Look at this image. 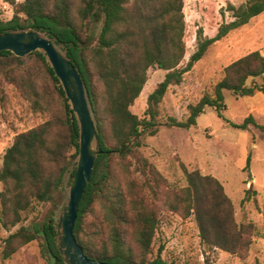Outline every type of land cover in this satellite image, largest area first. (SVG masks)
<instances>
[{"label":"trees","instance_id":"obj_1","mask_svg":"<svg viewBox=\"0 0 264 264\" xmlns=\"http://www.w3.org/2000/svg\"><path fill=\"white\" fill-rule=\"evenodd\" d=\"M5 1L14 6V13L7 20L0 17V34L35 30L51 38L75 65L85 85L100 150L74 227L85 254L112 264H177L163 257V245L155 252L153 244L161 224L179 216L194 218L207 246L247 258L254 240L264 238V220L261 227L253 220L238 222L222 183L198 169L189 171L184 164L187 185L170 187L141 151V138L158 131V107L168 87L180 84L211 45L263 13L264 0L229 5L231 19L220 23L212 37L198 27L196 49L185 66H180L186 54L184 0ZM28 56L25 62L10 50L0 51V63L16 62L5 68L4 77L34 111L49 117L18 133L4 154L0 225L7 230L15 227L36 202H51L54 210L41 223L21 225L4 238L2 255L7 259L20 246L40 240L49 264H66L57 246L56 227L69 193V189L66 196L63 193L65 174L73 161L68 188L76 173L80 126L46 53L37 49ZM155 66L166 74L148 95L145 115L140 118L131 106ZM260 75H264V54L254 50L224 67L212 91L189 105L186 120L168 117L165 124L190 128L207 106H213L232 127L250 129L254 125L264 131V124L252 114L240 124L224 115V90L238 96L264 92V85H247L249 78ZM256 194L248 188L242 204Z\"/></svg>","mask_w":264,"mask_h":264},{"label":"rangeland","instance_id":"obj_2","mask_svg":"<svg viewBox=\"0 0 264 264\" xmlns=\"http://www.w3.org/2000/svg\"><path fill=\"white\" fill-rule=\"evenodd\" d=\"M246 1L184 0L186 54L180 66L186 65L196 49L198 27L203 28L206 36H214L219 24L231 19L228 6H239ZM6 4L8 6L5 8ZM0 8L1 18L7 20L12 17L14 6L11 3L0 0ZM254 50L264 54V12L211 45L203 58L184 74L180 84L168 87L158 107L161 125L154 135L143 134L141 151L165 176L170 187L181 188L187 185L182 164L189 171L198 169L204 175L216 177L233 201L237 221L253 220L261 227L264 220V131L254 125L250 129L232 127L218 115L213 106H207L197 118V124L190 128L165 124L168 117L186 120L189 105L196 104L204 94L212 91L222 78L224 67ZM22 59L28 62L29 56ZM15 63L14 60L0 63V167L15 136L49 117L46 112L34 111L30 102L6 81L5 68ZM165 74L166 71L157 66L149 69L147 83L131 106L132 112L140 118L145 115L148 95ZM254 84L264 85V75L247 80V85ZM224 97L227 105L224 115L228 120L240 124L252 114L258 123L264 124L263 91L238 96L225 89ZM74 162L65 174L64 196L68 193V179ZM250 187L257 191L255 199L242 204L246 190ZM53 210L51 202H36L34 208L25 213L24 219L15 227L7 230L0 225V264H49L41 252L40 240L20 246L7 259L3 258L2 250L3 240L11 232L21 225L41 223ZM153 245L155 252L163 245V257L177 264H264V238H256L247 258L242 259L204 244L193 217L184 219L174 216L163 222Z\"/></svg>","mask_w":264,"mask_h":264},{"label":"water","instance_id":"obj_3","mask_svg":"<svg viewBox=\"0 0 264 264\" xmlns=\"http://www.w3.org/2000/svg\"><path fill=\"white\" fill-rule=\"evenodd\" d=\"M43 50L62 82L80 126V145L76 173L69 187L68 198L58 215L56 240L66 264H112L87 256L77 241L74 227L79 203L91 181L95 160L99 154V138L92 117L84 82L69 58L55 42L35 30H16L0 34V51L10 50L25 57L34 50Z\"/></svg>","mask_w":264,"mask_h":264},{"label":"built area","instance_id":"obj_4","mask_svg":"<svg viewBox=\"0 0 264 264\" xmlns=\"http://www.w3.org/2000/svg\"><path fill=\"white\" fill-rule=\"evenodd\" d=\"M8 5L6 4V5H4V7L6 8ZM1 9V8H0Z\"/></svg>","mask_w":264,"mask_h":264}]
</instances>
